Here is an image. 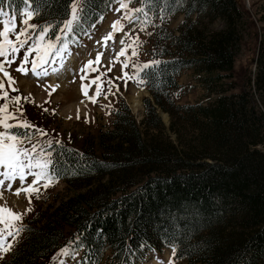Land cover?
<instances>
[{
  "label": "trees",
  "instance_id": "obj_1",
  "mask_svg": "<svg viewBox=\"0 0 264 264\" xmlns=\"http://www.w3.org/2000/svg\"><path fill=\"white\" fill-rule=\"evenodd\" d=\"M115 1L86 0L75 32ZM29 2L39 9L35 21L56 25L47 36L57 34L71 0ZM23 7L13 0L7 9ZM145 9L158 17L183 11L184 19L177 31L155 33L150 67L140 73L152 96L143 100L144 130L120 102L96 141L80 148L52 142L54 178L84 189L60 201L42 226L26 228L24 245L5 264H36L67 236L72 250H82L75 264H99L105 256L111 264H140L150 250L173 246V257L187 264H264V110L255 101L258 93L264 103V31L254 75L236 92L231 81L218 82L233 77L241 46L237 0H152ZM196 12L197 19L189 17ZM216 20L219 27L207 25ZM186 69L206 74L201 83L217 94L214 101L175 103L177 77ZM157 109L170 114L177 143L164 136ZM186 127L191 136L184 142Z\"/></svg>",
  "mask_w": 264,
  "mask_h": 264
},
{
  "label": "rangeland",
  "instance_id": "obj_2",
  "mask_svg": "<svg viewBox=\"0 0 264 264\" xmlns=\"http://www.w3.org/2000/svg\"><path fill=\"white\" fill-rule=\"evenodd\" d=\"M124 2L128 4V9L120 8V4L115 1L111 5L109 12L103 17L97 18L82 38L77 40L76 44L69 45L68 53L64 54L65 60L62 67L60 57H48V63H52L51 66L45 68L48 75H33L30 62L24 65L29 69L27 75L17 72L16 69L20 66L24 54L23 50H21L11 66L5 64L6 70L15 80L14 85L10 87L7 84V78L0 72V80L5 81V89L8 91L9 96L20 97L19 104L9 105V111L16 116V119L10 120L9 123L30 122L34 127L26 130L32 136V143L38 145V151L39 145H44L47 148V141L49 140L52 142L62 141L78 148L86 141H96L100 131H105L111 127L115 116L114 111L118 108L120 102L127 103L136 122L144 130L141 124L145 111L143 100L146 97L152 99V96L146 86H144V82L139 83L143 79L140 74L141 71L137 74V67L135 66H142L145 63L149 64L155 33L162 28L177 31L178 25L184 19V13L178 10L173 15L158 17L153 12L146 11L145 3L140 0H131V2L124 0ZM237 3L244 13L241 46L235 57L233 77H224L218 82L230 83L228 81H231V83H234L231 91H240L243 87L242 83L246 82V77L248 75L253 76L255 71L254 59L259 40L263 37L264 31V23L259 20L260 13L264 10V0H237ZM141 7L145 9L149 21L144 24H141L140 21H144L145 16L134 11L136 8ZM129 9L132 10L134 17L132 23H129L128 19L125 18ZM135 17H139V19L137 20ZM189 17H196L197 19L199 13H192ZM34 18L30 19L29 23L38 27L37 29H30V34L33 32L38 34L39 26H43V21L39 20L37 22ZM69 18L70 16L67 17V19ZM5 19L11 21L9 24V31L11 33L13 23L15 31L19 32L24 27L22 20L29 18L26 15H16L13 20L9 12V16L0 17V26L3 25L0 31L4 29L3 20ZM116 20L121 21L123 29L122 31H116L111 39L106 40L109 33L113 32L112 25ZM207 25L217 28L221 23L219 20H216ZM55 35L62 34L58 31ZM55 35L52 36L53 39ZM10 38L15 39L11 35ZM121 40L124 41L123 45L120 43ZM125 46H129L126 55H118L121 48ZM133 49L135 50V55L132 54ZM98 55H100V59L96 62ZM35 58L36 54L33 53L29 57V61ZM9 59H12V57L10 56ZM70 59H72V64L66 69L65 67ZM3 60L4 58L0 57V62H3ZM89 61H93L91 68H95L96 71L85 68V65ZM125 62L129 65L127 68L123 67ZM55 64L59 66H55ZM38 68L39 66L37 70ZM53 68L57 69L55 73L52 71ZM82 69L84 70L82 71ZM59 73H63V75ZM124 73L128 75L125 76ZM97 76L100 77V82H102L101 94L99 96L95 95L96 85H92L88 89V97H95V102H93L92 99L83 95L81 85L89 84ZM205 76L206 74L203 72L196 73L193 69L183 70L178 77L179 86L173 94L175 103L183 105L214 101L217 94L208 92L201 83V79ZM81 77L87 78L82 80ZM118 77L120 78L117 79ZM109 80L112 81L111 85L107 84ZM216 85L218 86L219 84ZM12 87L17 88L18 91H12ZM109 87H111V91H108ZM255 101L257 107L264 110L263 100L259 97L258 93L255 94ZM3 103L4 101L0 100V105ZM157 112L164 124V130L162 131L164 136L177 143L178 138L169 130L170 114L161 109H157ZM181 121L178 120L176 123L181 126ZM38 129L47 135H41L37 131ZM189 129L186 127L183 130L185 133L181 134L182 141L184 142L191 136ZM0 131H4V129L0 128ZM25 146L30 147L31 145L26 141ZM32 180L33 177L31 176L26 181L25 187ZM11 183L12 190L0 189V191H3L0 205L7 204L13 211L22 214V219L16 222V227L22 228L23 231L14 237H7V242L12 247L9 251L0 252V264H5V260L18 248L20 249V245H24L26 228L31 225L37 228L42 226L45 217L55 210L60 201L84 189L69 187L65 181L53 177L51 186L49 187H44V184L48 183V181L44 180L34 185V187L39 188V191L32 193L30 197L23 192L19 196H16L14 192L20 187V184L19 182ZM28 209L31 210L29 211ZM0 227H3V225H0ZM69 238L70 236L62 242V246L55 253L41 259L36 264H62V262L63 264H72L74 258H71L70 254L67 256L60 255L62 249L69 247ZM172 254L173 249L171 248H164L158 251L150 250L140 264H187L185 260L174 259ZM78 255L79 252L77 251V253L73 254V257ZM53 257H57V259L53 260ZM100 264H111V262L108 257H105Z\"/></svg>",
  "mask_w": 264,
  "mask_h": 264
},
{
  "label": "snow or ice",
  "instance_id": "obj_3",
  "mask_svg": "<svg viewBox=\"0 0 264 264\" xmlns=\"http://www.w3.org/2000/svg\"><path fill=\"white\" fill-rule=\"evenodd\" d=\"M34 3L35 0H32ZM120 4V8L128 9V4L124 2V0H117ZM131 2V0H129ZM145 5L152 3V0H143ZM13 0H0V17L9 16V12L5 10L6 8L12 7ZM21 3L25 6L22 11L18 9L12 10V19L14 20L16 15L27 16L29 19H23L22 23L24 27L20 29L19 32L15 31V25L13 23L12 31H9L10 20H3L4 29L0 31V57H3V62H0V72L4 74V77L7 78V84L11 87L15 84V80L11 77L8 71L5 68V64L11 66L12 63L15 62L17 56L20 54L21 50H23V57L20 66L16 69L17 72L23 73L25 75L28 74L29 69L24 65L31 63V72L33 75L41 76L48 75L46 69H43V65L48 63V57L55 56L60 57L61 67L64 64V54L68 53V48L70 44L77 43L75 37V31L79 27L81 22V15L84 11L83 4L86 3V0H71L70 12L65 11V16H70L69 19L60 21L63 24V27L60 28V33L62 35H55V38L47 36V33L56 28L55 24H46L44 26H39L38 34L33 32L30 34V29H37V25L29 23V20L34 18L36 15H39V9H33L29 0H21ZM165 5H167L168 0H164ZM119 11V9H117ZM135 13H140L145 16L144 21H140L141 24L149 22L147 19V13L143 7L136 8ZM126 19H128L129 23H132L134 17L132 15V10H128L126 14ZM135 19H139V17H135ZM119 26V27H118ZM113 32L109 33L107 39H111L114 33L118 30L123 29L120 20H116L112 25ZM14 36L15 39L10 38ZM23 37V38H22ZM71 37V38H70ZM31 41V43H29ZM120 43L123 45L124 41L121 40ZM129 46H125L121 48L120 53L118 55H126L127 48ZM35 53L36 58L29 61V57ZM70 54V53H69ZM135 55V50L132 52ZM12 59H9V57ZM100 59V55L96 57V62ZM154 64H158V61L153 62ZM93 61H89L85 68L91 69V71H96L95 68H91ZM41 67L42 71H37V67ZM129 65L127 62L123 64L124 68H127ZM137 67V74L140 71L148 69L150 67L149 64L145 63L142 66ZM84 69H82L83 71ZM53 72H56L57 69L53 68ZM127 76V73H124ZM87 77H81L82 80ZM118 77L117 79H119ZM143 80H140L139 83H143ZM108 85L112 84V81H107ZM92 85H96L95 95L99 96L101 94L102 82H100V77L97 76L95 79H92L89 84H82L81 91L85 97H88V89ZM118 90V89H117ZM12 91H18L17 88L12 87ZM108 91H111V87L108 88ZM95 102V97H88ZM0 100H3L4 103L0 105V128H3L4 131H0V189L12 190V183L15 181H19L20 187L17 188L14 192V195L19 196L21 192L25 193L29 197L32 193L38 192L39 188L34 187L41 180L48 181V183L44 184V187L51 186V182L53 180L52 172L55 171V161L52 159V153L47 150L44 145H38L32 143V136H30L27 132H14L12 131L14 128H32L33 125L30 122L23 123H9L10 120H15L16 116L9 111L10 104H19L20 97H10L8 91L5 89V81L0 80ZM41 135H47L43 133L42 130H37ZM30 144V147L25 146V142ZM52 141H47V145L50 147ZM28 176H32L33 180L30 184L25 187V181ZM5 181H9L7 185H5ZM3 198V191H0V199ZM30 202V199H29ZM29 211L31 209H28ZM22 219V214L13 211L12 208L8 207L7 204L0 205V252L9 251L12 247L11 244L7 242V237L16 236L21 231L22 228L16 227V222ZM175 246H173V253H175ZM70 249L64 248L61 250L60 255H69ZM57 257H53V260H56ZM63 264V262H62Z\"/></svg>",
  "mask_w": 264,
  "mask_h": 264
},
{
  "label": "bare ground",
  "instance_id": "obj_4",
  "mask_svg": "<svg viewBox=\"0 0 264 264\" xmlns=\"http://www.w3.org/2000/svg\"><path fill=\"white\" fill-rule=\"evenodd\" d=\"M71 64H72V59H70V61L67 63V66L65 67L66 69L67 68H69V66H71ZM55 73V72H54ZM59 74H61V75H63V73H59ZM64 76H66V75H64ZM68 76V75H67ZM53 80H54V78H53ZM137 104H138V101H137Z\"/></svg>",
  "mask_w": 264,
  "mask_h": 264
}]
</instances>
